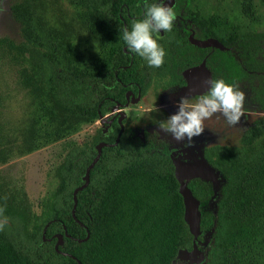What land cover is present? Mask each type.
<instances>
[{"label": "trees", "instance_id": "trees-1", "mask_svg": "<svg viewBox=\"0 0 264 264\" xmlns=\"http://www.w3.org/2000/svg\"><path fill=\"white\" fill-rule=\"evenodd\" d=\"M62 3L71 9V20H51L52 8L63 12ZM144 3L14 0L10 13L20 39L0 37V57L17 67L22 85L48 104L60 131H75L106 115L111 99L125 101L121 81L127 80L128 71L120 66L130 58L119 30L143 17ZM191 3L175 0L174 26L158 37L166 53L162 65L183 86L182 72L204 64L210 78L237 84L245 101L264 113V32L237 29L220 36ZM78 28L101 40L99 57L83 64L71 46ZM190 34L200 40L218 39L225 49L197 47L188 39ZM139 59L136 56L134 65ZM154 69L146 64L132 79L143 82ZM154 132L140 136L123 131L115 119L107 134L100 129L89 145L71 148L58 168V188L47 198L43 220L5 189L0 178V264H175L182 250L191 252L195 244L200 249L209 233L206 264H237V251L252 256L264 244V117L246 129L239 146L210 151L218 160L208 161L224 179L216 210L210 207L212 183L200 177L187 181L199 201L196 241L185 220L171 142ZM33 140L28 134L19 144L0 120V166L34 150ZM101 142L109 145L91 169L88 186L75 193ZM58 234L63 237L60 252L55 248Z\"/></svg>", "mask_w": 264, "mask_h": 264}, {"label": "rangeland", "instance_id": "rangeland-1", "mask_svg": "<svg viewBox=\"0 0 264 264\" xmlns=\"http://www.w3.org/2000/svg\"><path fill=\"white\" fill-rule=\"evenodd\" d=\"M197 1L201 17L212 22L213 28L220 36L237 29L242 32H264V0ZM13 2L14 0H0V37L9 36L19 40V25L10 13ZM59 6L63 12L56 10V7L52 8L50 19L71 20V9L68 5L62 3ZM77 30V38L71 43L76 59L83 64L98 58L101 52L100 37L90 36L79 28ZM16 70L17 67L0 57V120L5 126L6 134L17 138L19 144H22L28 134H33L36 148L1 165L0 178L2 184L6 186L5 189L23 199L37 220H43L47 212V198L58 188V168L64 162L68 151L73 147L92 143L100 129L105 134L108 127L104 121L119 110L114 107L111 114L94 123L82 125L75 131H60L52 109H49L43 99H37L22 85L21 77ZM244 107V115L237 126H229L219 113L206 119L204 132L194 138L192 146H187L186 141H174L169 133L159 129L155 124L158 120L166 119L177 109L161 107L156 92L152 90L139 103L130 104L123 109L125 113L123 120H126V130H133L138 135H142L144 129H156L167 137L171 142L172 158L181 170L184 181L192 177H201L212 183L214 198L210 207L216 210L224 179L220 171L209 163V157L214 162L218 160V156H210V151L215 147L239 146L246 129L257 119L264 117V113L248 101H245ZM261 221L264 222V216H261ZM211 242L212 235L209 233L201 243L200 249L196 245L194 251H183L175 264H206L207 250ZM258 247L250 257L237 251V264H264V244Z\"/></svg>", "mask_w": 264, "mask_h": 264}, {"label": "clouds", "instance_id": "clouds-1", "mask_svg": "<svg viewBox=\"0 0 264 264\" xmlns=\"http://www.w3.org/2000/svg\"><path fill=\"white\" fill-rule=\"evenodd\" d=\"M176 14L165 0H145L144 14L134 20L130 26L119 30L128 52L140 57L149 67H160L164 63L165 49L158 43V37L174 26ZM208 89L195 98L181 96L176 111L164 120L155 124L159 129L169 133L176 142L186 141L192 146L194 138L204 130V121L214 114H221L229 126L241 123L245 112V93L237 84L227 83L221 78H210L206 81ZM158 111V109H156ZM153 135H159L154 132Z\"/></svg>", "mask_w": 264, "mask_h": 264}, {"label": "flooded vegetation", "instance_id": "flooded-vegetation-1", "mask_svg": "<svg viewBox=\"0 0 264 264\" xmlns=\"http://www.w3.org/2000/svg\"><path fill=\"white\" fill-rule=\"evenodd\" d=\"M198 3L199 2L197 0H192L191 4H192V9L194 12H199L200 7L198 6ZM160 34L163 35L164 31L162 30V32ZM191 36H193V38H195V36H194V34L188 35V39L190 40L191 43H193L191 41ZM197 40H200V39H197ZM205 40H207V39H205ZM197 47H199V46H197ZM202 48H207V47H202ZM124 52L126 53L127 60L130 58L129 64H122L120 66L123 69L128 71V74L126 75L127 80L125 82L119 80V81H121L122 86H123V90L125 93L124 94L125 101L121 102V101H117L114 98L111 99L112 103H111V105H109V107H108L109 112H107L106 115L111 114L112 109L114 107L118 108L119 111H118V113H116L114 115H110V118L104 121L105 125L108 127V131L105 134H107L109 132V130L112 128V121L115 119H117L123 125V131L126 130V128H125V121L126 120H123V118L125 116L123 109H126L127 107H129L130 104L139 103L143 98L146 97V95L148 94V92L150 90L156 92L161 107H170V108H174L176 110L177 102L181 96H187L190 98L192 96L193 98H195L197 95L205 93L208 89V84L206 83V81L208 79H210V73L204 64H201L198 67L186 69L182 72L184 75V80H185V84L183 86H180L181 84L179 82H178L179 84L175 82L176 78H175V76L172 75L173 72L166 65H162V69H159V70H157V68H155L153 70V72L155 71L154 74L151 75V72H150V74L147 75V79L144 80L143 82L134 81L132 78H134L135 74H138V73H140L141 70H143L144 65H146V62H144L139 57L140 59L134 65V60L136 58V55L128 52L126 47H124ZM194 69L195 70L197 69V71L196 72L194 71L195 73H192V75L188 76L187 75L188 72L191 70H194ZM136 79H137V77H136ZM119 105H121V106H119ZM106 115H104L102 118H104ZM144 131H157V132H159L156 129H152V130L144 129L143 133H144ZM134 133L136 134V132H134ZM120 135H121V132L119 133V136ZM165 138H167V137H165Z\"/></svg>", "mask_w": 264, "mask_h": 264}, {"label": "water", "instance_id": "water-1", "mask_svg": "<svg viewBox=\"0 0 264 264\" xmlns=\"http://www.w3.org/2000/svg\"><path fill=\"white\" fill-rule=\"evenodd\" d=\"M165 2L168 4V6L172 7L174 5V3H175V0H166ZM161 32H162V30H161ZM191 41L196 46H199V47H212V48L225 49V46L219 40L213 39V38H210V39H207V40H197V39L193 38V36H191ZM194 71L196 72L197 69L189 71L187 75L188 76L192 75V73H195ZM119 106H121V105H119ZM107 145H109V144H107L105 142H101L97 146L98 155L94 158L92 163L87 168L86 176H85V182L83 183V185H81L80 187L75 189V193L83 190L85 187L88 186V184L90 182L91 169L93 168V166L98 161L99 156L102 153V148L104 146H107ZM175 166H176V176H177V179L180 182V191L183 194L184 203H185V214H184L185 220H186V222L189 225L191 233L195 236V241H196L197 237L200 234V216L201 215H200V212H199V201L193 195V192L191 191V189L187 186V181L190 180L191 178L188 179L187 181H184V176H183L181 170L176 165V163H175ZM192 178H194V177H192ZM73 216H74L76 221H79L77 219V217L75 216V210L74 209H73ZM67 236L69 237V234H67ZM57 237H58V241H57V243L55 245V248H56L57 251H59V246L63 243V237H62L61 234H58ZM196 245L197 244H195V246H194V250L197 248ZM183 251H186V250H182L181 253ZM187 252H189V251H187Z\"/></svg>", "mask_w": 264, "mask_h": 264}]
</instances>
